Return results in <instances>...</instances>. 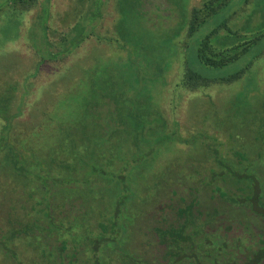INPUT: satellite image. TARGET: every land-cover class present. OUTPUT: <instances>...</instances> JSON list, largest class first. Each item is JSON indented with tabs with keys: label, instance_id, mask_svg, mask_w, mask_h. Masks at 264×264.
Returning a JSON list of instances; mask_svg holds the SVG:
<instances>
[{
	"label": "trees",
	"instance_id": "obj_1",
	"mask_svg": "<svg viewBox=\"0 0 264 264\" xmlns=\"http://www.w3.org/2000/svg\"><path fill=\"white\" fill-rule=\"evenodd\" d=\"M7 1L22 12L38 2ZM230 2L204 0L192 8L187 36H195ZM232 17L223 16L197 36L191 57L181 45L187 60H181L179 84L197 90L242 77L243 70L224 77L208 74L240 58L262 37L218 46L225 31L224 37L241 36L231 27ZM77 30L76 24L62 30L58 41L47 43V53L36 51L34 71L23 75V84L15 73L1 76L8 84L3 91L0 86V154L9 169L8 190L0 195L7 215L0 222L3 258L30 264L25 258L32 249L41 250L45 264H264V93L250 110L252 135L244 133V122L229 123L228 133L219 122L182 134L180 123L175 120L171 128L161 107L127 103L117 85L93 82L84 68L80 82L62 80L73 91L48 108L45 103L26 124L19 112L26 89L66 65L91 35ZM246 113L244 106L240 115ZM196 142L199 147L188 155L180 154L183 148L163 158L153 155L161 146L169 151ZM11 179L19 183L14 186ZM137 210L140 243L123 253L120 232L131 220L122 218L133 219ZM22 235L32 241L18 257L12 245Z\"/></svg>",
	"mask_w": 264,
	"mask_h": 264
},
{
	"label": "rangeland",
	"instance_id": "obj_2",
	"mask_svg": "<svg viewBox=\"0 0 264 264\" xmlns=\"http://www.w3.org/2000/svg\"><path fill=\"white\" fill-rule=\"evenodd\" d=\"M203 2L204 0H38L35 7L22 12L7 0H0L1 91L8 84L1 76L15 73L19 84H23L26 81L23 75L34 71L33 67L38 59L35 52L41 55L47 53V43L51 39L58 41L62 30H68L76 24V34L80 32V35H91L75 48L66 65L56 68L47 77L37 79L36 83L29 84L23 96V107L19 111L20 120L26 124L35 120L45 103H49L46 106L48 108L56 104V101L59 102L64 94L73 91L71 83L68 87L66 83H62L63 78L75 77V81L80 82L81 76L78 75L87 68L93 82L117 85L122 93L120 97L124 96L127 103L134 100L142 106L147 104L148 110L150 106L155 109L161 107L165 118L171 123L170 127L173 128L174 121L177 120L182 134L207 126L211 129L219 122L223 125L221 130L226 129L228 133L229 123L244 122L241 126L244 133L252 135V116L249 115L264 93V0H231L222 12L201 26L195 36L188 37L190 12L194 7H201ZM230 14L233 16L231 27L241 36L228 33L224 37L227 34L225 31L216 42L218 46L228 47L232 45L231 40L244 42L256 38L257 34H262V37L252 43L240 58L225 66L210 68L208 74L212 77H224L243 70L242 77L233 82L188 90L179 84L183 71L181 60L191 57L190 49L196 44V38L216 25L223 16ZM184 44L188 48L186 57L184 50L187 48H183ZM46 74L45 72L44 75ZM21 95L15 100V105L21 100ZM244 106L247 108L245 118L240 115ZM245 112L246 109H243V115ZM206 117L209 121H206ZM237 144L238 141L235 140V145L232 143L230 146ZM162 147L156 148L153 155L163 158L169 153H178L179 148H183L180 154L188 155L196 151L199 144H180L172 147L170 152ZM154 164L151 167L155 168ZM8 174L4 156L0 154V195L8 190L5 182ZM11 181L14 186L19 183L18 180ZM151 192L144 191L142 194L150 195ZM26 200L33 203L30 198ZM3 201L0 196V222L7 220ZM138 210L133 219L129 214L122 218V221L131 220L130 223H123L124 228L120 232L119 245L122 248L119 249L123 253L127 247L132 249L140 243L141 236L137 234L135 219L140 214L137 213ZM23 236L15 238L12 245L19 249L18 257L23 256L24 248L32 241ZM39 252L29 249L25 260L30 259V264H45L40 259L41 250ZM2 258L3 255L0 254V264H10L11 260H5L4 257L2 261Z\"/></svg>",
	"mask_w": 264,
	"mask_h": 264
}]
</instances>
